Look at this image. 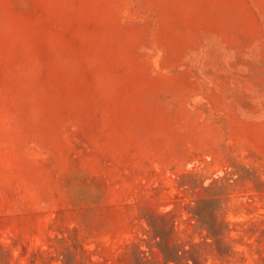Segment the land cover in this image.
Wrapping results in <instances>:
<instances>
[{
	"label": "rangeland",
	"instance_id": "374dc122",
	"mask_svg": "<svg viewBox=\"0 0 264 264\" xmlns=\"http://www.w3.org/2000/svg\"><path fill=\"white\" fill-rule=\"evenodd\" d=\"M194 259L264 264V0H0V264Z\"/></svg>",
	"mask_w": 264,
	"mask_h": 264
},
{
	"label": "trees",
	"instance_id": "16d2710c",
	"mask_svg": "<svg viewBox=\"0 0 264 264\" xmlns=\"http://www.w3.org/2000/svg\"><path fill=\"white\" fill-rule=\"evenodd\" d=\"M164 253H165V251H164ZM177 254H178V251H177ZM179 259H181V257L180 256H177ZM165 258H166V261L167 262H169L170 261V259L167 257V255H165ZM194 264H196V261H195V259H194Z\"/></svg>",
	"mask_w": 264,
	"mask_h": 264
}]
</instances>
